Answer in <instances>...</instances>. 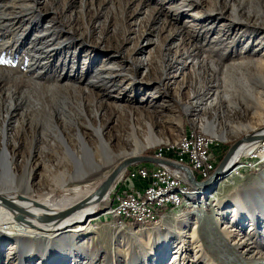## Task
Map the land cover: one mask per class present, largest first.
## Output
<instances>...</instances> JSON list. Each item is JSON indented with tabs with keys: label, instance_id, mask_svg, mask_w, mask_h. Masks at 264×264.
Returning a JSON list of instances; mask_svg holds the SVG:
<instances>
[{
	"label": "rangeland",
	"instance_id": "1",
	"mask_svg": "<svg viewBox=\"0 0 264 264\" xmlns=\"http://www.w3.org/2000/svg\"><path fill=\"white\" fill-rule=\"evenodd\" d=\"M263 51L264 0H0V193L27 195L31 175V194L71 197L189 126L218 160L264 126ZM245 158L197 207L137 226L108 213L130 163L88 225L0 234V264H264V159L238 174Z\"/></svg>",
	"mask_w": 264,
	"mask_h": 264
},
{
	"label": "bare ground",
	"instance_id": "2",
	"mask_svg": "<svg viewBox=\"0 0 264 264\" xmlns=\"http://www.w3.org/2000/svg\"><path fill=\"white\" fill-rule=\"evenodd\" d=\"M256 57L258 58V59L256 58V60H257L256 64L264 67V51L262 52V54L258 53L256 55ZM254 113L257 114L258 118H260L261 121H264V110H263V112H254ZM102 130H103V128L100 127L97 130V132L99 134L100 139L101 140L103 139V141H105L103 134H102ZM195 135H196V137H205V136L209 137L205 133L204 134H202V133L196 134L195 133ZM210 139H211V142L213 143L212 144V151H213L214 140H212V138H210ZM189 141H190V137L185 136L181 140V142L177 145V147L180 144H187V143H189ZM257 142H258V140H254V141H249V142H246V143L239 145L238 148L234 151V153L232 155V159L237 160L238 157L241 156L242 153L248 154L249 151L254 150V148L257 147ZM176 150L178 151L177 153H179V155L187 157L188 161H190V154L188 152H186L185 150H178V149H176ZM261 154L264 155V152H261ZM263 159L264 158H262L260 160H263ZM106 163L110 164L111 160H109V161L107 160ZM121 163H122V161H120L119 164L117 165V167L114 169L115 171ZM189 163L195 171H197L198 173L202 172L200 164H195V161H190ZM189 163H188V166H189ZM255 164H251V165H248L246 167L250 168L249 166H252ZM234 166H236V164H234L233 167ZM232 170H233V168H231L230 171L225 174L223 179L228 177ZM123 171H124V167H119L116 171V176H115L114 180H116L118 177H120L123 174ZM212 172H213V170H212ZM94 174L95 173H93V172L88 173L87 175L86 174L85 175H82V174L77 175L76 174L74 182L85 183L87 180H89L91 177H93ZM238 174H239V172H238ZM111 175L112 174L110 173L109 176H111ZM107 180H109V179H107ZM114 180L109 184L107 189H105L103 192H101L99 194L97 193V188L101 184H99L97 187L92 188V189L88 188L85 191L75 190L76 193L71 197L69 195H65L62 198L56 199L53 197V193H46L44 195H38V197L35 194H31L33 192V185H32V178L30 175V177H27L26 181H25L26 184H29V188L26 190L27 195L21 196L20 194H17L13 191H10V190H6L5 192L3 191L0 193V234L3 236V238H7V237L11 238V236L9 235L10 232H14V233L16 232V233H18V235L20 234L18 237H14V239H16V241L18 242L19 239L23 238V236H21V234L22 235L28 234L30 232L31 228L42 229L45 231H53V232H55L56 230H59L60 232L63 231L66 233L68 231H71L70 228L73 225L78 224V223H82V222L86 221L87 218L88 219H87L86 225H88L91 222L90 221L91 216L88 217V215L93 212V210H94L93 207H95L100 201H103L104 199H107L109 197L110 191L113 188ZM104 182L105 181L103 180V183ZM189 187H192L194 189L189 188ZM189 187H187L186 184H174V185H167V186H158V189L155 190L152 195L144 196V203L145 204H158V202H162L163 200L176 199L177 203H178L176 209H178L180 207L181 208L197 207V205H199V203H200L199 201L201 200L202 195L206 192V190L208 188H209V190L214 188L211 185V182L207 183L205 188L197 187L194 185H191ZM73 188H76V187H73ZM83 197H85L86 199L89 198V200L86 203H84V206L81 207L80 209H77V211L73 215L61 218V220H59V222L56 224V227L54 229L47 228L48 225H50V223H46L44 225V223L39 222V220L35 217L36 214H40V213L44 214L45 212H54L57 210H61V208L66 207V205H69V204L77 201L78 198H83ZM9 201L11 203L14 202V204L17 206V208L9 206L8 205ZM112 203H117V202H112ZM18 206L23 208L24 210L32 212V214H29V216L27 215V219L24 217L16 215L17 212L21 211L18 208ZM112 208L113 209L109 210L108 213H115L118 210V204H117V206L112 207ZM169 214H172V213L165 214L162 217V219L169 216ZM153 218L158 219V218H160V216L159 217H147L145 220L140 221V222H143L144 224L150 223L151 222L150 220H152ZM154 220L155 219H153V221ZM181 223H183V224L187 223L185 228L183 230H179V232H178L179 236L181 238L186 237L187 235L193 234L196 231L197 226H198L197 223L196 224L191 223L187 219L181 221ZM84 227L85 226H83L82 228H84ZM78 230H81V229H78ZM72 231H74V229ZM143 232H145V230H143L142 228H139V229H137L135 234H139V235L145 234Z\"/></svg>",
	"mask_w": 264,
	"mask_h": 264
},
{
	"label": "built area",
	"instance_id": "3",
	"mask_svg": "<svg viewBox=\"0 0 264 264\" xmlns=\"http://www.w3.org/2000/svg\"><path fill=\"white\" fill-rule=\"evenodd\" d=\"M189 137V143L180 144L176 149L188 152L190 154V161H195V164L201 165L202 172L197 174L207 178L212 173V170H214L216 163L217 155L215 156L212 153L213 143L209 137H196L190 126ZM261 152H264V139L258 140L257 147L249 151L247 158L238 161L237 170H239V166L258 163L260 159L264 158ZM182 163L188 165V162ZM125 175L127 176L125 187H118L110 201L117 202L118 210L112 214L122 224L143 221L147 217L160 216L161 218L167 213L175 212L178 205L176 199L163 200L162 202H158V204L144 203V196L152 195L158 189V186L186 184L189 187L192 185L188 182L183 170L162 162L156 163L143 160L139 163H134L126 167ZM141 176L145 178V183L142 188H138L134 184V178Z\"/></svg>",
	"mask_w": 264,
	"mask_h": 264
},
{
	"label": "water",
	"instance_id": "4",
	"mask_svg": "<svg viewBox=\"0 0 264 264\" xmlns=\"http://www.w3.org/2000/svg\"><path fill=\"white\" fill-rule=\"evenodd\" d=\"M263 128H264V126L254 127L250 131L243 133L240 137H238V139H235L227 148L222 159L214 168V171L209 176H207V178H204V179H197L194 171L187 164L179 162L176 159H170L167 157H160V156H155V155L144 153V152H142L143 148L141 149L140 153L135 154L134 156L126 157L125 160L119 165V167L125 168V166H127L130 163L141 162L143 160L144 161H153L156 163L162 162V163L169 164L171 166H176V167L180 168L181 170H183L188 182L194 186L205 188L207 183H209V182H211L212 186H215L225 176V174L230 171L231 166L234 165L235 159H232V155H233L234 151L238 148V146L243 144V143L249 142V141L264 139V129ZM117 169H116V171H117ZM116 171L114 170L112 175L109 177V180L105 181L104 183H102L97 188L98 194L103 192L105 189H107L109 184L115 179ZM88 200H89V198L86 199L85 197L78 198L77 201H75L69 205H66V207L61 208V210H57L54 212H45L44 214H41V213L36 214L35 217L39 220V222L44 223V225L46 223H50V225H48L47 228L54 229L56 227V224L59 222V220H61V218L73 215L77 211V209H80L81 207H83L84 203H86ZM8 205L11 207L17 208V206L14 204V202L11 203L9 201ZM18 208L21 210L20 212L16 213V215H18V216H21V217H24L27 219V215L29 216V214H32V212L24 210L23 208H21L19 206H18ZM100 212L102 213L104 211L102 210ZM91 218L92 217H90V219ZM68 246H69V249L72 250V246H70L69 243H68ZM46 256H48V255H46ZM46 259H47V257H46Z\"/></svg>",
	"mask_w": 264,
	"mask_h": 264
},
{
	"label": "trees",
	"instance_id": "5",
	"mask_svg": "<svg viewBox=\"0 0 264 264\" xmlns=\"http://www.w3.org/2000/svg\"><path fill=\"white\" fill-rule=\"evenodd\" d=\"M188 133V132H187ZM186 133V134H187ZM220 145V143H218L216 146H214L213 147V151H212V153H214V155L216 156V155H218V151H219V146ZM224 144L222 143L221 144V149H220V153H221V155H220V157H219V159L217 160L216 159V163H215V166H214V168L216 167V165L220 162V160L222 159V157H223V155L225 154V152H226V150H227V148L229 147V146H223ZM163 150V152L164 153H166V156H164V157H168V158H170V159H176V160H178V161H182L181 160V158H179V157H176L175 156V152L177 153V151L175 150V149H172L171 147H169V146H160V147H154V146H150V147H147L146 149H144V153H147V154H153V155H155V156H157L158 154H159V151L160 150ZM169 150H171V152H168L167 153V151H169ZM216 151V152H215ZM182 162H184V160L182 161ZM194 171V173H195V175H196V177H197V179H204V177H201V176H199L197 173V171H195V170H193ZM214 171V170H213ZM112 204H114V203H112ZM159 219V218H158ZM132 224H134L135 226H137V225H141V223H139V222H133Z\"/></svg>",
	"mask_w": 264,
	"mask_h": 264
},
{
	"label": "crops",
	"instance_id": "6",
	"mask_svg": "<svg viewBox=\"0 0 264 264\" xmlns=\"http://www.w3.org/2000/svg\"><path fill=\"white\" fill-rule=\"evenodd\" d=\"M188 134H189V132H188L185 136H189ZM168 152H171V150L167 151V153H168ZM174 154H175L176 157L181 158L182 161L184 160V162H188V163H189V161L187 160V157H184V156L181 157V156H179L178 153H176V152H175ZM164 156H166V153H164L163 157H164ZM167 158H168V157H167ZM189 166L191 167L190 164H189ZM134 184H135V183H134Z\"/></svg>",
	"mask_w": 264,
	"mask_h": 264
}]
</instances>
